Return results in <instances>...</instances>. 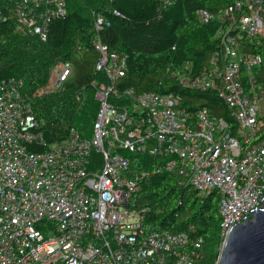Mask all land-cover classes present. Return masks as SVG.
<instances>
[{"label":"built area","instance_id":"obj_1","mask_svg":"<svg viewBox=\"0 0 264 264\" xmlns=\"http://www.w3.org/2000/svg\"><path fill=\"white\" fill-rule=\"evenodd\" d=\"M159 1L165 8L177 0ZM66 13L67 0H0V56L5 23L46 39ZM198 18L217 22L219 47L205 69L189 68L179 81L214 91L227 116L185 108L174 93L119 87L126 56L102 41L111 19L101 12L92 43L106 81L95 82L91 137L72 128L65 140L47 141L22 83L0 71V264H195L204 238L193 224L180 232L144 226L149 208L137 197L156 173L201 196L218 191L223 238L262 205L264 56L252 48L264 38V0L202 8ZM72 71V62H58L33 96L60 88Z\"/></svg>","mask_w":264,"mask_h":264},{"label":"trees","instance_id":"obj_2","mask_svg":"<svg viewBox=\"0 0 264 264\" xmlns=\"http://www.w3.org/2000/svg\"><path fill=\"white\" fill-rule=\"evenodd\" d=\"M235 1L177 0L164 8L159 0H67V13L50 23L46 39L5 23L0 71L22 83L47 141L65 140L72 128L91 137L99 109L95 82L106 78L96 69L98 53L87 55L96 50L93 15L101 12L111 19V25L100 32L102 41L111 51L126 56V72L117 82L119 87H132L137 93H174L185 108L208 107L214 114L227 116L228 108L214 91L191 90L180 83L179 73L191 68L196 74L205 69L209 56L219 47L217 22H201L198 11L206 8L216 12ZM252 50L264 56V38ZM60 61L72 62L69 78L60 88L34 97ZM130 155L134 165L144 166L136 160L138 155ZM190 187L179 185L178 178L169 172L146 178L137 197L139 206L149 208L144 226L148 232H180L193 224L195 233L204 238L195 264H217L224 241L220 193L189 194Z\"/></svg>","mask_w":264,"mask_h":264},{"label":"water","instance_id":"obj_3","mask_svg":"<svg viewBox=\"0 0 264 264\" xmlns=\"http://www.w3.org/2000/svg\"><path fill=\"white\" fill-rule=\"evenodd\" d=\"M261 201L250 217L230 227L217 264H264V197Z\"/></svg>","mask_w":264,"mask_h":264},{"label":"rangeland","instance_id":"obj_4","mask_svg":"<svg viewBox=\"0 0 264 264\" xmlns=\"http://www.w3.org/2000/svg\"><path fill=\"white\" fill-rule=\"evenodd\" d=\"M90 15H92L91 14V12H90ZM98 53V55H99V52L97 51V50H95V51H93L92 53H90V54H88L87 56L89 57V56H93V55H95V54H97ZM92 124V123H91ZM91 124H90V126H91ZM89 126V127H90ZM196 191V189H195V187L194 186H191L190 187V190H189V194H192V193H194ZM186 213H189L190 212V209L188 208L186 211H185Z\"/></svg>","mask_w":264,"mask_h":264}]
</instances>
